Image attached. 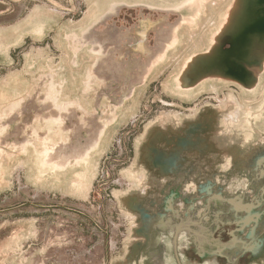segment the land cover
<instances>
[{
	"label": "rangeland",
	"instance_id": "obj_1",
	"mask_svg": "<svg viewBox=\"0 0 264 264\" xmlns=\"http://www.w3.org/2000/svg\"><path fill=\"white\" fill-rule=\"evenodd\" d=\"M201 3L0 0V264H264V58L225 57L252 86L177 82L230 6ZM176 210L211 260L161 235Z\"/></svg>",
	"mask_w": 264,
	"mask_h": 264
},
{
	"label": "bare ground",
	"instance_id": "obj_2",
	"mask_svg": "<svg viewBox=\"0 0 264 264\" xmlns=\"http://www.w3.org/2000/svg\"><path fill=\"white\" fill-rule=\"evenodd\" d=\"M210 1H217V0H206V2H210ZM248 1L249 0H232V1H230V3L233 2V4L232 5L230 4L231 8L229 7L228 8L229 10L227 9L228 14H227V11L225 12V15H224V18H225L224 21L225 22H224V24H222L221 27H218L217 30H213L211 32V34H210V39L209 40L211 42L213 41L214 44L211 45L210 48H208L207 52L205 51L206 53L204 52V53H201V55H194L192 58H190V59L188 58V62L189 63L182 67V70L179 73L180 74L179 80H177V82L178 81L181 82V80H183V79H185V80L188 79V80L195 81V82L202 81L201 84L205 85L206 83H209L208 81H210V80L212 81V80H217L218 79L219 82L220 81L223 82L226 79L228 81L229 80L233 81L232 79L227 77V75L223 71L222 66L219 63H217V61L219 60V58L221 56L220 53L222 52L221 49H220V42L221 41L219 39H221L223 34L227 35L230 31H232V30H234L236 28V25L239 23V21L241 19V16L246 13L245 9L248 7ZM200 2H202L201 3L202 6H204L206 4V2L204 0H198V4H200ZM226 14H227V16H226ZM189 25H190V23H189ZM188 27L190 28V26H188ZM191 27L193 28V26H191ZM174 33H175V31H174ZM253 43H255V44L253 45ZM256 43H259L260 45L255 46ZM253 48H254V54L255 55H253V53L251 54ZM263 50H264V42L255 41L254 40V41H252V45H251V47L249 49V52L246 53L247 56L245 57V55H244L243 59L246 58V61H247L246 63L249 64V65L252 64V62L255 63L253 56H255V58L256 57L259 58V56H261V58L262 57L264 58V51ZM254 66H257V65H253L252 69L256 68ZM252 82H253V79L252 80H248V82L245 83V84H242L241 82H238V83L235 82V83L237 85L239 84L240 86H252L253 85ZM180 86L182 87L183 83H182V85L180 84ZM180 86H178V88ZM196 87H198V86H196ZM255 115H257V114H254V117H255ZM247 120H245V121L247 122ZM209 121H211V119ZM248 129H250V128H248ZM160 132H161L160 129H158V128L155 129L152 132V134H151L152 136H151L150 142L148 143L147 147H143L142 148L144 154L147 156V157L145 156L146 160H148V155L151 153V147H154L155 144L158 141L161 140L162 134ZM254 143H255V145H253V148H258L257 145H264V135L258 134L256 136V139H255ZM198 147L208 150V149L211 148V145L209 146V145L205 144V142L200 141L199 144H198ZM191 148L195 149L196 146L195 147H191ZM191 150H193V149H191ZM205 151H203V152H205ZM246 151H248V150H246ZM243 153H241L242 154L241 156L238 155L236 158H234V159H236V162H239V160H241V159L246 157V152L244 153L245 155ZM161 174L162 175L166 174V171L164 172V170L162 169V173ZM187 194L188 193H184L183 195H187ZM182 198L183 197H181V199ZM213 200H216V199H213ZM182 201H183V199H182ZM219 201H221V200H219ZM122 203H123V206L126 209L137 210V207L140 205V200L138 199V195L137 196H124L122 198ZM251 203H253V201H251ZM177 207H178V204H177ZM177 211L178 210L174 211L173 213H176ZM193 215H194L193 212H187V214H186L187 218H185V217L180 218L181 217V213L178 211V213L174 217L169 218L168 220L165 221L166 222L165 224H167V227L160 225L159 226V230L161 231V235H163V237L167 234L168 231H171V230H174L176 232V235L179 234V233H181V234L184 233V234H186L187 237H190L192 235L193 238H194V240H193L194 244L198 247V249H201V251H203V253L205 254V258H208L209 260H211L209 258L210 253L214 255L213 248H212L213 247L212 246L213 242L209 238V234L205 231L206 228H204L202 226L199 227V225H201V223H199V224L196 223V220L193 218ZM177 217L179 219L178 220L179 224H182L181 225V230H177L178 229L177 227L179 226V224L174 223V221H176L175 219ZM215 217H217V215H215ZM193 227H195V228L193 229ZM143 234H145V233H143ZM207 236H208L209 239L207 238ZM174 237H175V235H174ZM190 243H192V242H190ZM174 246H175V244H174ZM205 246L208 247V252L205 250ZM175 248H177V247L175 246ZM214 249H215V247H214ZM160 259H157L155 261L159 262ZM210 262L211 261H209V263Z\"/></svg>",
	"mask_w": 264,
	"mask_h": 264
},
{
	"label": "crops",
	"instance_id": "obj_3",
	"mask_svg": "<svg viewBox=\"0 0 264 264\" xmlns=\"http://www.w3.org/2000/svg\"><path fill=\"white\" fill-rule=\"evenodd\" d=\"M226 1L228 2V4H230V0H226ZM262 8L264 9V6L263 5H262ZM258 9H259V6L256 5V0H249L248 1V7L245 9V12L246 13L241 16V19H240L239 23L236 25V28L234 30L230 31L227 35L226 34H223V36L221 38L222 40H220L221 41L220 43H222L220 45V49H221V51L223 53V54H221L222 55L221 58L225 59V54H226V51H227L228 52V56H227L228 58L236 59V57H234V55H236L238 52H240L241 49H243L244 47H245L244 48V51H245L244 54H246L247 52H249L247 50H248L250 44L252 43V41L255 40V41L263 42L262 41L263 38L261 39V37H259L257 35H254V36L252 35V37L249 38V41H248L249 43H247V45L240 46L237 49V51H232V48H231V43H232L231 41L233 39H235V37H237V33H239L240 30L243 28L242 26H245V25L248 26V25H250L251 22L254 19H256V16L258 14H260V11ZM224 44H227V47L224 48ZM246 56H247V54H246ZM256 64H257V62L255 61V63L252 62V64H250V65H256ZM247 65L250 66L249 64H247ZM223 67H224V63L222 64V68ZM223 71L225 72V74L227 75V77L231 78L232 80L234 79V78L231 77V75L228 76L229 73L226 72V69L223 68ZM246 77H247V73L245 72L244 79H247ZM242 79L243 78H241L240 80H238V82H241L242 84H245V83H243L245 80L244 79L242 80ZM251 79H252V77H251ZM234 82H237V81H234Z\"/></svg>",
	"mask_w": 264,
	"mask_h": 264
},
{
	"label": "water",
	"instance_id": "obj_4",
	"mask_svg": "<svg viewBox=\"0 0 264 264\" xmlns=\"http://www.w3.org/2000/svg\"><path fill=\"white\" fill-rule=\"evenodd\" d=\"M256 5L259 6V11L260 14H258L256 16V19H254L250 25H245L242 26L243 28L240 30L239 33H237V37H235V39H233L231 42V48L232 51H237V49L242 46V45H247V43H249V38L252 37V35H257L259 37H264V9L262 8V5L264 6V0H256ZM220 54H223L222 52ZM222 56V55H221ZM219 58V60L217 61V63H219L220 65H222L223 63L227 65V59H223V58ZM228 56V52L226 51L225 57ZM229 73V72H228ZM230 74V73H229ZM237 75H231L232 78H234L235 80H240L241 77L239 76L238 79L235 78ZM242 77L245 76V72L242 73L241 75Z\"/></svg>",
	"mask_w": 264,
	"mask_h": 264
},
{
	"label": "flooded vegetation",
	"instance_id": "obj_5",
	"mask_svg": "<svg viewBox=\"0 0 264 264\" xmlns=\"http://www.w3.org/2000/svg\"><path fill=\"white\" fill-rule=\"evenodd\" d=\"M204 1L206 2V0H204ZM224 1H225V0H224ZM210 2H212V1H210ZM207 3H208V2H207ZM228 7L231 8V5L228 6ZM228 7H227V9H228ZM193 8H194L193 6H191L190 8H187V10L189 11V12L187 13L188 16L182 18L181 21H180V22H190L191 18H192V19L195 18L196 20L193 19L194 21L191 22V24H190V28H191V26H195L196 22L199 21V18L201 17L200 14H199L200 9H198V10L196 11V9L194 10ZM228 10H229V9H228ZM226 11H227V10H226ZM227 14H228V11H227ZM227 14H226V16H227ZM226 16H225V17H226ZM221 17H222V16H221ZM224 19H225V18H224ZM224 19H223V20H224ZM223 20H222L221 24H220L218 27H221V25L224 24L225 21H223Z\"/></svg>",
	"mask_w": 264,
	"mask_h": 264
}]
</instances>
